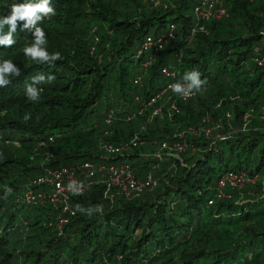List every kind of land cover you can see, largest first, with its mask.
Listing matches in <instances>:
<instances>
[{
	"label": "trees",
	"instance_id": "1",
	"mask_svg": "<svg viewBox=\"0 0 264 264\" xmlns=\"http://www.w3.org/2000/svg\"><path fill=\"white\" fill-rule=\"evenodd\" d=\"M198 2L51 0L56 15L38 26L48 51L61 54L53 66L24 55L34 37L17 22L16 42L0 46V62L12 60L21 71L0 88V264H264V128L253 131L263 121L215 139L186 133V151L164 155L160 164L154 158L162 140L200 125L202 117L226 124L224 113L231 112L237 125L244 112L259 114L264 103V66L251 61L264 35V0H224L225 14L207 20L194 12ZM13 3L25 0H0V16L9 15ZM171 24L175 40L144 68L142 40ZM202 25L204 31L192 34ZM165 65L176 68V82L197 70L205 83L191 99L175 96L176 109L165 108L162 116L151 118L153 107L139 114L137 96L149 99L162 89ZM42 73L55 80L38 85L43 92L33 103L25 85ZM134 135L129 151L100 148ZM93 159L127 160L139 175L151 170L157 185L112 201L105 183L72 195L76 213L62 235L54 226L60 206L16 201L44 169ZM229 169L260 178L239 191L226 187L222 196L217 182ZM6 186L12 189L7 198Z\"/></svg>",
	"mask_w": 264,
	"mask_h": 264
},
{
	"label": "built area",
	"instance_id": "2",
	"mask_svg": "<svg viewBox=\"0 0 264 264\" xmlns=\"http://www.w3.org/2000/svg\"><path fill=\"white\" fill-rule=\"evenodd\" d=\"M224 0H199L194 11L197 17L208 19L209 17L220 18L224 11L222 7ZM202 7L208 11L203 17ZM173 30L171 24L167 31ZM147 46V42L144 43ZM144 46V48H146ZM261 46L264 47V37L261 39ZM166 76H173L175 72H170L164 69ZM178 73V72H177ZM183 98L188 96H182ZM225 123L218 119L217 125L220 128L235 127L232 124V117L224 113ZM111 122V118L106 120ZM134 142L130 141L117 145L111 142H101L100 148L107 154H120L128 151ZM189 147L188 143L183 141L173 142L172 144L163 143V150L158 153L178 157V155ZM234 172V171H232ZM237 181L231 180L232 173L229 171L224 174L220 185H238L243 186L248 183H254L256 180L243 172H237ZM97 183H105L112 186L107 192V197L112 201L115 195H122L129 198L135 191L142 190L143 187L149 184V176L145 181H139L136 177V172L130 162L122 161L120 163H106L96 160H85L79 163L70 165H60L53 168L44 169V172L32 179L24 187L21 197H18L20 202L27 204H41L44 197L48 196L55 202V207L60 206L63 214H59L54 220V226L58 235H62L63 227L68 222L70 216L75 215L76 210L72 207L70 199L72 195H79L87 191L92 185ZM72 185L74 187H72ZM211 202V201H210Z\"/></svg>",
	"mask_w": 264,
	"mask_h": 264
},
{
	"label": "bare ground",
	"instance_id": "3",
	"mask_svg": "<svg viewBox=\"0 0 264 264\" xmlns=\"http://www.w3.org/2000/svg\"><path fill=\"white\" fill-rule=\"evenodd\" d=\"M207 13H208V11H206L202 7L203 17H205L207 15ZM224 14H225V9L220 16H223ZM209 18H215V17H209ZM204 20H207V19H204ZM195 30L204 31V26L203 25L198 26L196 29H194L192 31V34L195 32ZM262 37H264V35H262L260 37L258 44L253 49V55L251 56V61L253 63H256L258 66H264V47L261 46ZM174 40H175L174 29L169 30L167 33H163L159 36L154 35V34H147L144 37V39L142 40V42L140 44V49H139V52L146 53L148 55V60L143 64V67L146 68L152 62H154L158 53L163 48V46L166 45L168 42L174 41ZM145 42H147V46L144 45ZM144 46L146 48H144ZM164 69H166L170 72H175V74L173 76H166L164 73ZM160 72H161V75L166 78V83L160 91L155 92L153 95L150 96L149 99H146L142 96H137V100L140 102V104H139L140 107L138 109L139 114L143 113L148 108L153 107L150 117L153 118V117H157V116H162L165 108L166 109L170 108L172 110L176 109L175 102L174 101L171 102V100L175 96H177L179 99L184 100V101L195 97L197 92H194L192 95L185 97V98H183L182 96H178L177 94H173L174 92L172 91L170 86L177 83L176 81L178 80V76H177L178 73L176 71V68H174L172 65H167V66L165 65V66L160 67ZM134 82L137 84H140V85L142 84L140 79H137V78L134 79ZM180 82L184 83L182 80ZM226 114L233 117L231 112H227ZM254 119H260L261 121H263V124L254 128L253 131L256 129L264 128V103L261 105V107L259 109V114H255L253 112L246 111L243 113L242 117L239 119L238 124L235 127H231V128H229V127L220 128V127H218L216 120L211 122V119L209 117L204 116L201 118V124L200 125L190 126L185 131H178L173 135L172 139H170V140H162L159 144L158 150L156 151V153L154 155V158L157 160V164H160L162 162V160L164 159V157H163L164 155L162 156V154H160L158 152L163 150V143L172 144L173 142L183 141V140H185L184 136L186 133L193 135V136H199L200 134H203L207 138H214V139L226 137V136H230V135L235 134V133L249 131V124H251L254 121ZM137 140H138L137 135H134L131 139V141L134 143H136ZM139 143L142 144L143 142L140 141ZM129 150H131V148H129L128 151ZM229 171L232 173V175H231L232 181H237V174H239L237 172L246 173L244 170H234V169H229V170L225 171L220 176V178L218 179V182H217L216 189H217L219 195L224 196L223 189H225L226 187H230V188L236 189L238 191L245 187V185H243L241 187L238 185L232 186V185H228V184L220 185V180H222L224 177V174L229 172ZM232 171H234V172H232ZM246 174H248V173H246ZM148 176H149V184L147 186L143 187L142 190H140L139 192L135 191L134 193H132V195L130 197H133V198L139 197L142 195L143 192H145L148 189H151L157 185V180L152 176L151 172H148L143 178L138 176V174L136 173V177L139 181L147 180ZM249 176L255 180L260 178L259 175H249ZM262 190L264 191V188ZM211 202L209 201L208 203L211 204ZM46 203L51 205V207H53L54 209L57 208V207H55V202L48 196L44 197L41 201V204H46ZM31 205H33V204H31ZM61 213H62V211H61Z\"/></svg>",
	"mask_w": 264,
	"mask_h": 264
},
{
	"label": "clouds",
	"instance_id": "4",
	"mask_svg": "<svg viewBox=\"0 0 264 264\" xmlns=\"http://www.w3.org/2000/svg\"><path fill=\"white\" fill-rule=\"evenodd\" d=\"M56 15L51 0H25L23 4L11 5V12L7 16H0V46L11 47L16 41L14 33L17 31V22L23 21V29H28L33 34L32 43L23 47V53L29 59L39 64L53 66L56 61L62 59L59 52L50 53L46 47L47 40L43 28L38 25L46 17ZM8 26L7 33H3L4 26ZM20 69L12 60L0 62V88L7 87L11 83V77H19ZM201 73L192 70L184 73L181 82L171 85L172 91L178 96H190L194 92H199L205 83L200 79ZM55 80L53 74H39L31 77V83L25 85V96L33 103L39 102L43 89L38 87L41 84H51ZM25 121L30 119V114H25ZM72 187H74L72 185ZM12 189L5 187V198L10 195ZM97 211H102V207L97 206Z\"/></svg>",
	"mask_w": 264,
	"mask_h": 264
},
{
	"label": "rangeland",
	"instance_id": "5",
	"mask_svg": "<svg viewBox=\"0 0 264 264\" xmlns=\"http://www.w3.org/2000/svg\"><path fill=\"white\" fill-rule=\"evenodd\" d=\"M160 5H161V4H160ZM165 158H166V157H165ZM134 167H136V166H134ZM150 171H151V170H147L146 172L148 173V172H150ZM147 173H144L143 175H139L138 173H137V174H138V176H140V177L143 178ZM85 192H87V191H85ZM85 192H84V193H85ZM84 193H82V195H83ZM79 195H81V194H79ZM71 198H72V196H71ZM19 200H21V199H18V200H16V201L19 202ZM71 201H72V200L70 199V202H71Z\"/></svg>",
	"mask_w": 264,
	"mask_h": 264
}]
</instances>
